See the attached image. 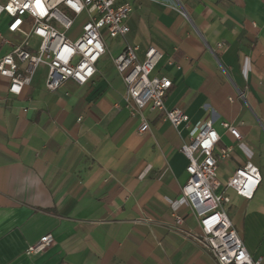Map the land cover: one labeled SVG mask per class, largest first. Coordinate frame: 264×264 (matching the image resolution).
Segmentation results:
<instances>
[{
	"label": "crops",
	"instance_id": "crops-1",
	"mask_svg": "<svg viewBox=\"0 0 264 264\" xmlns=\"http://www.w3.org/2000/svg\"><path fill=\"white\" fill-rule=\"evenodd\" d=\"M120 1L131 6L129 32L104 36L107 53L83 86L66 81L47 92L39 68L16 97L0 76V264H216L172 230L176 201L178 228L200 234L181 197L188 162L180 148L207 122L220 138L214 155L231 148L217 163L221 186L248 163L260 173L252 199L224 195L246 251L264 264V0ZM6 24L2 38L20 41ZM125 42L139 60L149 47L161 52L151 76L171 81L164 106L180 109L187 128L178 133L160 112L144 110L149 132L139 133L111 61ZM9 50L0 44V57ZM46 235L53 243L27 255Z\"/></svg>",
	"mask_w": 264,
	"mask_h": 264
},
{
	"label": "built area",
	"instance_id": "built-area-1",
	"mask_svg": "<svg viewBox=\"0 0 264 264\" xmlns=\"http://www.w3.org/2000/svg\"><path fill=\"white\" fill-rule=\"evenodd\" d=\"M131 13L129 3L120 0H0V21L6 19V31L18 34L20 41L12 43L2 38L10 50L0 57V76L9 82L7 92L19 96L24 87L31 84L39 68L46 70L44 88L55 92L66 81L78 86L89 82L96 73V64L107 53L104 36L124 40L129 32L126 24ZM83 16L75 38L68 37L79 17ZM35 44L32 45L31 43ZM222 44H217L220 49ZM137 47L126 42L116 56L111 57L114 68L125 86V102L131 117L139 116V133L149 132L143 116L144 110L157 111L178 133L188 127V117L180 109L167 110L166 93L172 83L165 77L151 74L162 57L159 50L149 47L139 60ZM132 102V105L129 103ZM221 126L235 139L240 135L235 127L222 122ZM219 135L212 123L196 124L180 148L188 165L187 180L181 189V197L199 226L200 234L185 232L178 227L183 216L172 207V230L196 244L208 253L216 264H260L246 251L237 230L232 225L225 204V189L250 200L257 190L261 177L258 169L248 163L237 169L225 186L217 179V163L230 157L231 148L225 147L214 155ZM53 243L46 235L29 246L27 255L46 250Z\"/></svg>",
	"mask_w": 264,
	"mask_h": 264
},
{
	"label": "rangeland",
	"instance_id": "rangeland-1",
	"mask_svg": "<svg viewBox=\"0 0 264 264\" xmlns=\"http://www.w3.org/2000/svg\"><path fill=\"white\" fill-rule=\"evenodd\" d=\"M83 19V16L79 17L76 24L74 25V27L72 28V30L68 33V37L70 38H75L76 35L78 34L79 30H80V24H81V21ZM112 40V39H111ZM110 39H108L106 42L109 43V41H111Z\"/></svg>",
	"mask_w": 264,
	"mask_h": 264
}]
</instances>
